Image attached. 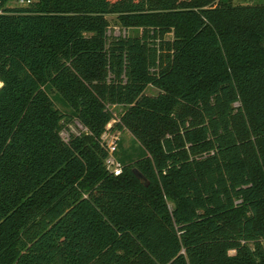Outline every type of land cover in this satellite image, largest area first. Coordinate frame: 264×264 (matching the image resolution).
Listing matches in <instances>:
<instances>
[{
    "label": "trees",
    "instance_id": "obj_1",
    "mask_svg": "<svg viewBox=\"0 0 264 264\" xmlns=\"http://www.w3.org/2000/svg\"><path fill=\"white\" fill-rule=\"evenodd\" d=\"M19 1L0 0V264H264V3ZM114 105L136 142L119 175Z\"/></svg>",
    "mask_w": 264,
    "mask_h": 264
},
{
    "label": "rangeland",
    "instance_id": "obj_2",
    "mask_svg": "<svg viewBox=\"0 0 264 264\" xmlns=\"http://www.w3.org/2000/svg\"><path fill=\"white\" fill-rule=\"evenodd\" d=\"M233 1L235 3H241V4L264 3V0H233ZM11 5L17 6V5H24V4L19 1V2H13V3H11ZM108 18L111 21V27H110V33L111 34H117V35L118 34H133V33H136L140 30V29L138 30V29H134V28H123V27H121L117 22L116 14H109ZM1 85H2V83L0 82V86ZM148 91L149 92H155L156 90L152 87H149ZM114 111H115V114L117 115V117L120 118V115L124 112V108L122 106H115ZM70 124H68L62 130V133H61L65 140H69L71 137V134H73L72 128H70ZM113 124H115V123H112V126H113ZM111 127H109V129ZM110 130H111V132L115 131L113 129V127ZM135 143H136L135 139L130 132L121 131L118 148H120V146L122 148H130Z\"/></svg>",
    "mask_w": 264,
    "mask_h": 264
},
{
    "label": "built area",
    "instance_id": "obj_3",
    "mask_svg": "<svg viewBox=\"0 0 264 264\" xmlns=\"http://www.w3.org/2000/svg\"><path fill=\"white\" fill-rule=\"evenodd\" d=\"M21 2H24V0H21ZM115 106L117 105H114L113 108ZM119 120L120 118H118L116 115L115 118L108 124L107 129L104 131V133L101 136L102 143L106 146L108 150V156L105 160L106 166L108 170H110L115 175H119L123 171V164L117 156V152L119 150L118 144H119L121 130L115 129V131L111 132L110 129L113 127L112 123H116ZM109 127L111 128L109 129ZM70 128H72V132L74 134L89 132L88 127L85 126L79 119H75L70 124Z\"/></svg>",
    "mask_w": 264,
    "mask_h": 264
},
{
    "label": "water",
    "instance_id": "obj_4",
    "mask_svg": "<svg viewBox=\"0 0 264 264\" xmlns=\"http://www.w3.org/2000/svg\"><path fill=\"white\" fill-rule=\"evenodd\" d=\"M135 173H136L137 177L141 180L142 183H144L145 185L148 184L147 178L140 171L135 170Z\"/></svg>",
    "mask_w": 264,
    "mask_h": 264
}]
</instances>
